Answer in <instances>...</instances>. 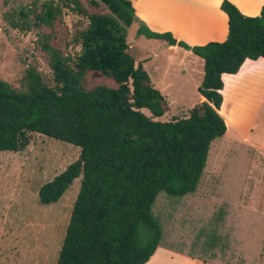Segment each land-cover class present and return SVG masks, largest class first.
I'll return each mask as SVG.
<instances>
[{"label": "trees", "instance_id": "trees-1", "mask_svg": "<svg viewBox=\"0 0 264 264\" xmlns=\"http://www.w3.org/2000/svg\"><path fill=\"white\" fill-rule=\"evenodd\" d=\"M90 2L106 11L91 12L84 0H34L18 10L15 27L40 30L52 83L34 68L22 88L0 78V151L22 152L35 135L81 148L80 160L40 190V203L51 205L82 177L57 264H146L164 246L163 227L153 211L159 195L195 194L212 143L231 129L221 114L225 76L264 59V7L259 16H246L225 0L221 9L229 17L228 37L205 45L192 47L171 32L139 28L140 36L204 60L198 89L204 101L187 118L162 121L167 98L129 43L136 21L133 2ZM68 12L82 20L64 50L52 41ZM45 27L49 33L42 32ZM91 73L114 85L92 86ZM142 229L149 232L147 242L141 240Z\"/></svg>", "mask_w": 264, "mask_h": 264}, {"label": "rangeland", "instance_id": "rangeland-1", "mask_svg": "<svg viewBox=\"0 0 264 264\" xmlns=\"http://www.w3.org/2000/svg\"><path fill=\"white\" fill-rule=\"evenodd\" d=\"M90 1L84 3L91 12L106 11ZM254 1L246 16L261 14L264 0ZM32 2L0 0V78L16 88L25 86L30 68L52 83L40 30L25 32L14 26L20 7ZM80 19L65 13L55 27L52 43L66 50ZM137 20L129 29V43L137 61H146L153 84L167 98L169 110L160 120L189 117L204 101L198 90L204 80V65L196 64L191 76L175 73L188 70L189 61L184 66L178 61L172 64L170 58L178 48L140 36L138 30L145 25H137ZM42 32L50 30L45 27ZM162 67L169 71L160 77L166 83L159 84L157 71ZM89 78L92 86L114 85L99 73H91ZM225 80L221 114L231 129L212 143L198 191L181 198L161 193L153 207L163 227L165 247L161 246L160 259L172 250L198 264H264V101L258 99L264 93V78L254 82L248 75L239 79L228 75ZM144 112L152 117L149 111ZM80 157V147L46 135H35L22 152L0 151V264H57L82 177L51 205L40 203V190ZM148 236V230L142 229V242H147ZM164 260L163 264H194L181 256Z\"/></svg>", "mask_w": 264, "mask_h": 264}, {"label": "crops", "instance_id": "crops-1", "mask_svg": "<svg viewBox=\"0 0 264 264\" xmlns=\"http://www.w3.org/2000/svg\"><path fill=\"white\" fill-rule=\"evenodd\" d=\"M136 10L137 25L144 23L146 27L154 32L165 33L171 32L178 41H184L190 46L205 45L209 42L224 41L228 37L229 32V17L221 9V5L225 0H131ZM235 4L243 14L247 15L245 11L254 8V0H229ZM244 2V3H243ZM143 5V8L141 7ZM252 6V7H251ZM141 9V10H140ZM136 24V21L133 25ZM132 25V26H133ZM131 26V27H132ZM145 37V36H144ZM221 40V41H223ZM162 41V40H160ZM164 42V41H163ZM166 43V42H165ZM178 49L176 54L170 58L172 64L176 61L180 62L182 66L187 61L191 64L188 70H179L181 76H191L195 73V65H204V60L198 56L193 57V52L183 49L179 46H174ZM174 50V51H175ZM200 58V59H198ZM184 59V61H183ZM144 61V66H145ZM173 66V65H172ZM174 70V69H173ZM169 70L163 67L157 71V78L167 75ZM163 74V75H162ZM250 77L251 81L264 78V59L258 61H248L236 76L239 79L243 76ZM228 76V75H226ZM225 76V77H226ZM158 83H166L163 78L157 80ZM226 82V80H225ZM227 86V84H226ZM225 86V88H226ZM255 89V88H253ZM259 100L264 101V93L258 95ZM230 130V129H229ZM239 133L240 130H238ZM245 137L244 133H241ZM245 139L248 140L247 137ZM264 147V144H262ZM161 247L156 251L151 260L146 264H163L166 258L181 256L190 260L194 264H198L196 260L186 257L180 253L172 250H167L168 255L159 257Z\"/></svg>", "mask_w": 264, "mask_h": 264}]
</instances>
